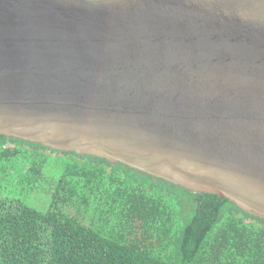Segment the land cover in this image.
Segmentation results:
<instances>
[{
	"label": "water",
	"instance_id": "obj_1",
	"mask_svg": "<svg viewBox=\"0 0 264 264\" xmlns=\"http://www.w3.org/2000/svg\"><path fill=\"white\" fill-rule=\"evenodd\" d=\"M0 135L264 219V0H0Z\"/></svg>",
	"mask_w": 264,
	"mask_h": 264
},
{
	"label": "trees",
	"instance_id": "obj_2",
	"mask_svg": "<svg viewBox=\"0 0 264 264\" xmlns=\"http://www.w3.org/2000/svg\"><path fill=\"white\" fill-rule=\"evenodd\" d=\"M9 176L49 200L0 195V264H264V219L216 194L0 135Z\"/></svg>",
	"mask_w": 264,
	"mask_h": 264
},
{
	"label": "rangeland",
	"instance_id": "obj_3",
	"mask_svg": "<svg viewBox=\"0 0 264 264\" xmlns=\"http://www.w3.org/2000/svg\"><path fill=\"white\" fill-rule=\"evenodd\" d=\"M7 146H12V144H8ZM11 178H13V176H9V180L0 181V195L8 196L9 193V195L21 199L25 203L35 207L40 211L46 209L49 200V195L47 196V193L45 192L47 190L46 188L42 187L41 189L34 190L31 193H19L17 186L12 183Z\"/></svg>",
	"mask_w": 264,
	"mask_h": 264
}]
</instances>
